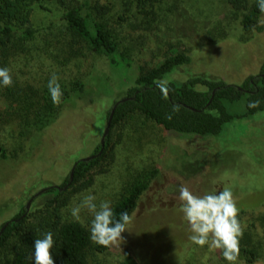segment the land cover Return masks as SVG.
<instances>
[{"label":"rangeland","instance_id":"obj_1","mask_svg":"<svg viewBox=\"0 0 264 264\" xmlns=\"http://www.w3.org/2000/svg\"><path fill=\"white\" fill-rule=\"evenodd\" d=\"M95 1L110 7L102 19L117 43L121 66L112 67L104 54L91 51L65 30L56 0H44L47 10L37 8L30 15L34 48L16 51L8 60L0 57V67L11 71V89L24 93L18 101L0 86V144L6 151V157H0V225L30 198L26 222H39L51 212L38 191L62 184L76 159L94 153L114 100L125 95L138 74L165 57L186 52L190 60L165 73L162 81L201 76L241 86L264 64V31H245L243 11L227 0H157L152 5L141 0ZM254 5L257 0H247L248 8ZM52 74L70 95L58 105L47 88ZM77 81L84 83L82 91L73 90ZM244 98L227 102L229 111H243ZM25 101L36 102L40 110L52 102L58 114L37 129L33 112L26 117L20 111ZM108 137L100 161L62 194V220H74L70 208L86 195L112 206L130 183L156 167L159 173L131 213L120 246L98 252L92 242L89 264H120L125 250L141 264H229L221 250L190 241L179 211L181 185L200 196L213 188L217 194L229 188L243 228L239 244L247 242L254 251L251 260L242 255L235 264H264V109L234 118L208 135L168 131L135 112L112 125ZM91 219L84 210L78 222L89 230ZM15 244L12 239L0 249V263Z\"/></svg>","mask_w":264,"mask_h":264},{"label":"trees","instance_id":"obj_2","mask_svg":"<svg viewBox=\"0 0 264 264\" xmlns=\"http://www.w3.org/2000/svg\"><path fill=\"white\" fill-rule=\"evenodd\" d=\"M44 0H0V57L6 60L15 54L16 51L28 53L34 48L36 30L31 28L30 15L34 9H45ZM62 8L60 18L63 20L65 30L71 32L78 39L85 42L86 46L94 52L104 54L112 67L121 66L123 60L116 55L117 43L112 33L106 27L102 15L110 10L109 6H103L94 0H56ZM157 0H141V4L151 3ZM231 7L242 12L241 23L245 31H264V21L261 13L254 5L247 6V0H227ZM8 60V59H7ZM190 60L186 52H175L165 57L154 67L138 74L134 85L127 88L123 101L114 100L115 105L111 125L120 122L131 113L138 112L165 130L195 133L200 135L217 134L223 125L234 118L247 117L258 110L264 109V64L259 74L247 77L241 86L226 83L222 80L193 76L182 82L166 81L171 89L168 98L165 99L162 91L157 87L162 81L165 73L174 67L188 63ZM8 64V62H7ZM6 64V66H7ZM74 91H82L84 83L76 82ZM204 86L202 90L194 88L195 85ZM8 88L10 93H14L18 101L23 99L21 91ZM63 96L61 103L69 100L70 95L61 86ZM248 91H245V90ZM250 90V91H249ZM50 94V93H49ZM245 96V109L241 112H231L227 107V102H235ZM259 100L257 108H249L250 101ZM25 103L23 111L28 117L34 114V125L37 129H42L49 125L58 114L52 102H49L44 110H40L36 102ZM173 105H179V112L173 113ZM110 107V109H111ZM107 112V115L110 111ZM171 114V119L168 115ZM107 118V117H106ZM109 129V132H110ZM109 132L105 138L103 151L89 160L81 158L74 161L72 183L81 180L86 173L93 168L102 158L109 142ZM99 149V145L97 146ZM97 147L94 153H97ZM92 155V154H91ZM0 157H6L5 148L0 144ZM159 168L151 169L141 179H136L130 183L124 193L111 206L115 218L123 212L129 215L134 211L137 203L149 185L152 178L157 176ZM69 175V174H68ZM68 177L58 186H47L41 189L40 194L45 199L46 207L51 212L43 216L39 222H26L27 213L25 205L13 217L5 220L0 227L7 222L0 232V249H4L10 241L15 240V246L11 252L4 255L0 264H35L34 241L43 238L44 233L52 232L54 246L51 253L55 264H89V252L92 249L89 230L80 222L70 220L64 221L60 215V208L65 204L64 193ZM24 213V214H23ZM248 243L239 244V256L246 255L248 261L254 257V251L247 248ZM108 247L96 245L95 250L103 252ZM120 264H141L128 251L125 250L124 257Z\"/></svg>","mask_w":264,"mask_h":264},{"label":"clouds","instance_id":"obj_3","mask_svg":"<svg viewBox=\"0 0 264 264\" xmlns=\"http://www.w3.org/2000/svg\"><path fill=\"white\" fill-rule=\"evenodd\" d=\"M257 7L264 13V0H257ZM59 78L52 74L47 88L53 104L61 102L63 92L58 82ZM14 81L9 68L0 67V86L12 87ZM165 99L168 98L171 89L166 81L157 84ZM259 100L250 101L249 108H257ZM180 106L173 105L172 112H179ZM171 119V114L168 115ZM216 183L215 180L212 181ZM96 196L86 195L80 203L70 208L71 216L75 221L81 220V212L86 210L92 219L89 225L90 240L99 246H120L122 233L127 230L131 222L128 212L115 218L114 211L109 201L96 203ZM179 211L183 213V219L187 222L190 231V241L200 247L207 245L210 249H219L229 264H235L240 254L239 241L243 236V228L238 219L239 209L232 191L224 188L217 194L216 189L204 195H195L188 187L181 185L179 188ZM52 232L44 233L43 238L34 241L35 264H55L51 249L54 246Z\"/></svg>","mask_w":264,"mask_h":264},{"label":"water","instance_id":"obj_4","mask_svg":"<svg viewBox=\"0 0 264 264\" xmlns=\"http://www.w3.org/2000/svg\"><path fill=\"white\" fill-rule=\"evenodd\" d=\"M127 97H121L118 99V101H123L125 100ZM116 105V104H115ZM115 105H113L107 115V118H106V122H105V126L103 128V131L101 133V136H100V140H99V149L97 151V153L95 154H92V155H88V156H85V157H82L81 159L82 160H89L90 158L96 156V155H99L102 151H103V148H104V145H105V138L109 132V129H110V125H111V120H112V115H113V111H114V108H115ZM73 169H74V166H72V168L70 169V172H69V175H68V181L66 183V185L64 186V188H66L71 182H72V179H73ZM56 187L58 188V186L56 185ZM41 192L38 191V193ZM37 194V193H36ZM31 198L27 201L26 205H25V209L27 210L28 208V205H29V202H30ZM24 214V213H23ZM7 224V222H5L1 227H0V232L4 229L5 225Z\"/></svg>","mask_w":264,"mask_h":264},{"label":"flooded vegetation","instance_id":"obj_5","mask_svg":"<svg viewBox=\"0 0 264 264\" xmlns=\"http://www.w3.org/2000/svg\"><path fill=\"white\" fill-rule=\"evenodd\" d=\"M245 91H248L247 89ZM250 91V90H249ZM97 150H98V147H97Z\"/></svg>","mask_w":264,"mask_h":264}]
</instances>
